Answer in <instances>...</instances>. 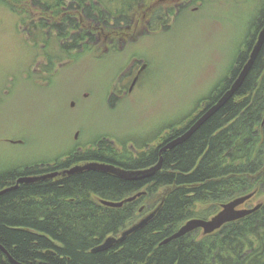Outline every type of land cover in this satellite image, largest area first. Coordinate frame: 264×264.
<instances>
[{"label":"trees","instance_id":"1","mask_svg":"<svg viewBox=\"0 0 264 264\" xmlns=\"http://www.w3.org/2000/svg\"><path fill=\"white\" fill-rule=\"evenodd\" d=\"M10 1L11 5L24 7L21 3L24 0ZM33 1L45 17L62 20L58 18L62 17L58 0ZM72 1L77 4L72 2L68 8L65 19L69 24H53L56 38L70 36V42L66 40L61 45L66 53L86 47L79 46L86 39L90 43L96 41L95 36L103 35V31L93 30V24L108 25L111 17L115 26L109 32L119 38V34L128 30L118 25L128 24L132 19V23H141V15L150 5V0H116L114 10L106 12L91 9L94 0ZM255 1L256 16L250 29L227 75L204 98L205 107L230 87L249 58L264 25V0ZM50 8L52 12H45ZM162 8L163 5L146 13H152V18L158 21L164 19L163 11L166 15L174 11L173 6ZM71 14L81 16L83 21L78 23L69 18ZM45 17L33 25L35 29L47 28ZM71 29L75 32L69 35ZM187 126L171 129L162 142L176 137ZM159 147L160 144L147 149L144 146L134 153L125 147L118 151L109 142L98 140L92 146L71 148L65 159L49 166V170L88 161L132 169L149 167L157 162ZM161 155L162 169L147 179L127 180L107 172L86 170L21 183L1 194V247L22 264H264V43L235 95L186 141ZM36 168L29 172L37 173ZM14 176L3 179L0 175V188L13 184L10 181ZM142 190L145 195L120 207L102 204V199L121 200ZM155 193L160 194L155 215L143 228L108 250L90 251L140 216L141 198ZM247 193L263 198L260 207L251 214L211 233L195 231L159 245L184 221L212 216L222 203ZM1 247L0 264H13Z\"/></svg>","mask_w":264,"mask_h":264},{"label":"rangeland","instance_id":"2","mask_svg":"<svg viewBox=\"0 0 264 264\" xmlns=\"http://www.w3.org/2000/svg\"><path fill=\"white\" fill-rule=\"evenodd\" d=\"M72 2L77 4L58 0L62 20H56L45 17L33 0L21 2L23 8L0 0V175L7 179L16 174L13 184L0 190L15 185L21 176L62 172L87 163L49 170L75 146L105 140L118 151L125 147L137 153L140 147L162 145L171 129L189 126L206 108L204 98L227 75L256 16L255 0H150L148 12L161 5L173 6L174 11L169 15L163 11L164 19L158 21L145 11L141 23L132 19L118 25L128 30L119 38L109 32L115 26L112 17L108 25L94 23L92 29H101L103 35L66 53L61 45L70 42V36L56 38L53 24H69L65 17ZM92 3L94 11L106 12L118 4L116 0ZM44 17L49 26L35 29L33 25ZM69 18L83 21L73 14ZM74 32L71 29L69 35ZM136 72H141L140 79L128 92ZM34 167L38 172L30 173ZM64 175L69 174L46 179ZM159 195L141 198L144 215L155 210ZM262 201L251 196L241 207Z\"/></svg>","mask_w":264,"mask_h":264},{"label":"water","instance_id":"3","mask_svg":"<svg viewBox=\"0 0 264 264\" xmlns=\"http://www.w3.org/2000/svg\"><path fill=\"white\" fill-rule=\"evenodd\" d=\"M264 43V25L260 29L256 41L252 47V50L249 54V58L242 66L241 70L239 71L237 77L231 83L230 87L211 105L206 107L193 121L192 123L186 128L178 136L165 141L161 147L159 148L160 157L156 164L146 167V168H138V169H126L114 164L110 163H100L97 161L87 162L85 164H77L69 169L63 170L62 172H51L46 173L40 176H21L16 180L15 185L10 187L4 188L0 190V195L8 190H12L18 187L20 183H32L41 179L51 178L58 174H75L79 172H83L86 170H96L101 172H107L118 177L127 179V180H141L152 177L156 172L161 170L163 164V157L161 155L162 152H165L169 149H172L178 144L183 143L186 141L196 130H198L213 114L219 111L223 105L234 96L236 91L241 86L242 82L248 75L249 71L251 70L257 56L259 55L261 48ZM143 66L141 70L144 68ZM135 81V80H134ZM144 192L140 191L136 194L128 196L127 198L121 201L115 200H103L102 204L110 207H120L125 202H131L139 197ZM254 193H248L240 196H236L220 205V210H218L215 214H213L209 218H201V217H193L187 220L181 227L171 235L166 237L160 242V245L166 244L171 240L177 239L182 237L192 231L201 229L204 234L211 233L219 228H221L224 224L240 219L245 217L246 215L251 214L252 212L256 211L260 204H257L253 207H241ZM156 209L147 214L139 223L133 225L132 227L125 229L121 232L119 236L111 235L108 236L101 244L93 247L91 252H101L110 249L111 247L115 246L116 244L123 242L127 236L138 230L139 228L146 225V223L155 215ZM7 257L13 264H22L13 259L5 250Z\"/></svg>","mask_w":264,"mask_h":264},{"label":"bare ground","instance_id":"4","mask_svg":"<svg viewBox=\"0 0 264 264\" xmlns=\"http://www.w3.org/2000/svg\"><path fill=\"white\" fill-rule=\"evenodd\" d=\"M125 198H127V197H125ZM125 198H123V199H125ZM123 199H121V200H123ZM103 200H104V199H102V201H103ZM121 200H115V201H121ZM125 203H126V202H125ZM140 207H141V206H140ZM219 210H220V209H219ZM144 211H145L144 208H142V210L140 209V210H139V212H140V216H137L136 219H135V221H134L133 223H131V222H132V221H131L129 224H127V226H126L122 231H124L125 229H128V228L132 227L133 225L139 223V222H140V221H141V220H142L147 214H149V213H147L146 215H144V213H143ZM142 216H143V217H142ZM210 217H211V216H210ZM190 219H191V218H190ZM150 220H151V219H150ZM150 220H149V221H150ZM188 220H189V219H188ZM149 221H148V222H149ZM186 221H187V220H186ZM186 221H184L182 224H184ZM148 222H147V223H148ZM147 223H146V224H147ZM182 224H180L179 227H181ZM143 227H144V226H143ZM143 227H141V228H143ZM179 227H178L176 230H174V231H177V230L179 229ZM141 228H139V229H141ZM139 229H138V230H139ZM122 231H121V232H122ZM136 231H137V230H136ZM174 231H173V232H174ZM195 231L198 232V233H203L201 229H198V230H195ZM195 231H192V232H195ZM133 233H134V232H133ZM120 234H121V233H120ZM120 234H119V235H120ZM119 235H117V236H119ZM120 243H121V242H120Z\"/></svg>","mask_w":264,"mask_h":264},{"label":"flooded vegetation","instance_id":"5","mask_svg":"<svg viewBox=\"0 0 264 264\" xmlns=\"http://www.w3.org/2000/svg\"><path fill=\"white\" fill-rule=\"evenodd\" d=\"M134 71V69H132V72ZM141 72H142V70H141ZM141 72H139L138 73V75H137V72L134 74V76H133V78H132V80H131V82H130V84H129V86L127 87V91L128 92H131L133 89H134V87L136 86V84H137V82H138V80L140 79V75L139 74H141ZM135 76H136V80L133 82V79L135 78ZM128 77V76H127ZM133 82V83H132ZM133 85V86H132ZM161 145V144H160ZM159 152V151H158ZM142 192H145L144 190H142ZM146 194V192L143 194V195H145ZM140 209L142 210V207H140Z\"/></svg>","mask_w":264,"mask_h":264}]
</instances>
